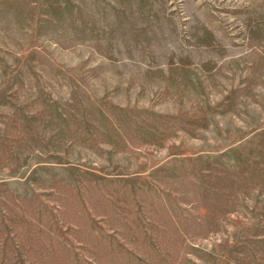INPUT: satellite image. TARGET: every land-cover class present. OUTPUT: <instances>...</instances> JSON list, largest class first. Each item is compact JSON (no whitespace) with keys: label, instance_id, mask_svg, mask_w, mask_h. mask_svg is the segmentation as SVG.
I'll return each instance as SVG.
<instances>
[{"label":"rangeland","instance_id":"rangeland-1","mask_svg":"<svg viewBox=\"0 0 264 264\" xmlns=\"http://www.w3.org/2000/svg\"><path fill=\"white\" fill-rule=\"evenodd\" d=\"M0 264H264V0H0Z\"/></svg>","mask_w":264,"mask_h":264}]
</instances>
